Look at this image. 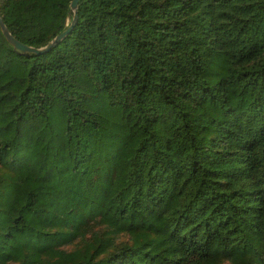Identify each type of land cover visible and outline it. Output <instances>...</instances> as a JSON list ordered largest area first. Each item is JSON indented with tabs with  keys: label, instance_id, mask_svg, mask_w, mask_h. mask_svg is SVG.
I'll return each instance as SVG.
<instances>
[{
	"label": "trees",
	"instance_id": "trees-1",
	"mask_svg": "<svg viewBox=\"0 0 264 264\" xmlns=\"http://www.w3.org/2000/svg\"><path fill=\"white\" fill-rule=\"evenodd\" d=\"M75 13L0 31V264H264V0Z\"/></svg>",
	"mask_w": 264,
	"mask_h": 264
},
{
	"label": "water",
	"instance_id": "water-1",
	"mask_svg": "<svg viewBox=\"0 0 264 264\" xmlns=\"http://www.w3.org/2000/svg\"><path fill=\"white\" fill-rule=\"evenodd\" d=\"M76 4L77 0H70L69 2V8L71 10V18L69 20L68 25L55 34L48 42H46L44 45L39 46V47H34V46H29L26 45L20 41H18L11 33L8 31L7 27L3 23L1 17H0V31L2 32L3 36L5 39L17 50L24 52V51H32L35 53L41 52L52 46L53 44L57 43L61 38H63L70 30L71 26L73 25L76 17Z\"/></svg>",
	"mask_w": 264,
	"mask_h": 264
}]
</instances>
